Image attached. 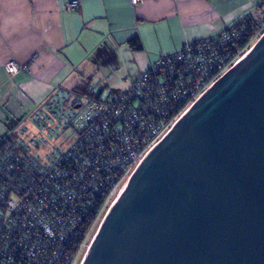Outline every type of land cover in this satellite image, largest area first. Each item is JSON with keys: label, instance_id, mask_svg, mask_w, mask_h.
<instances>
[{"label": "built area", "instance_id": "1", "mask_svg": "<svg viewBox=\"0 0 264 264\" xmlns=\"http://www.w3.org/2000/svg\"><path fill=\"white\" fill-rule=\"evenodd\" d=\"M142 1L129 0L133 8ZM257 20L256 9L161 56L116 98L103 99L94 85L54 87L0 144V264H74L109 197L253 47L244 39ZM5 66L9 76L19 72L13 61Z\"/></svg>", "mask_w": 264, "mask_h": 264}, {"label": "water", "instance_id": "2", "mask_svg": "<svg viewBox=\"0 0 264 264\" xmlns=\"http://www.w3.org/2000/svg\"><path fill=\"white\" fill-rule=\"evenodd\" d=\"M129 178L82 264H264V34Z\"/></svg>", "mask_w": 264, "mask_h": 264}, {"label": "crops", "instance_id": "3", "mask_svg": "<svg viewBox=\"0 0 264 264\" xmlns=\"http://www.w3.org/2000/svg\"><path fill=\"white\" fill-rule=\"evenodd\" d=\"M73 1L77 10L68 11ZM256 9L264 21V0H143L135 8L129 0H0V144L54 87L94 85L116 98L161 56ZM135 38L138 51L129 46Z\"/></svg>", "mask_w": 264, "mask_h": 264}, {"label": "rangeland", "instance_id": "4", "mask_svg": "<svg viewBox=\"0 0 264 264\" xmlns=\"http://www.w3.org/2000/svg\"><path fill=\"white\" fill-rule=\"evenodd\" d=\"M260 37L264 34V26L262 27V29L259 31ZM259 37V38H260ZM255 42V41H254ZM254 42L251 44V47L254 46ZM102 97H104L103 99H110L107 98V96L104 94ZM164 135V134H163ZM124 182L123 184L120 186V188H118L116 190V192L109 197V200L106 203V206L101 210V212L99 213L100 215L98 216V219L93 223V225L91 226V230L88 232L87 234V241L85 243V247L83 249H81L82 251L80 252V255L78 257H76V260L74 261V264H81V261L83 260V257H85L86 253L88 252L87 248L89 246V244L92 242V240L94 239V235L97 233L98 228L100 227L99 225L101 224L102 220L105 218V216L107 215L106 213L108 212L109 208L113 205L114 200L117 198V196L119 195L121 189L124 186Z\"/></svg>", "mask_w": 264, "mask_h": 264}, {"label": "trees", "instance_id": "5", "mask_svg": "<svg viewBox=\"0 0 264 264\" xmlns=\"http://www.w3.org/2000/svg\"><path fill=\"white\" fill-rule=\"evenodd\" d=\"M258 21V28H254V30H250L249 32H246V36L244 39V44L248 45V48L251 46L250 44H252L256 39H258L260 37L259 31L262 29V27L264 26V21L261 20H257ZM129 46L131 49L138 51L139 50V41L138 38L136 39H132L131 41H129ZM85 88V87H84ZM81 88V89H84ZM81 89L76 88V90L80 91ZM14 136H11L9 138H7L5 141H11L13 140ZM4 143V142H3Z\"/></svg>", "mask_w": 264, "mask_h": 264}, {"label": "bare ground", "instance_id": "6", "mask_svg": "<svg viewBox=\"0 0 264 264\" xmlns=\"http://www.w3.org/2000/svg\"><path fill=\"white\" fill-rule=\"evenodd\" d=\"M122 189H123V188H122ZM122 189H121L119 195L117 196V198L120 196L121 192L123 191ZM117 198L114 200V203H115V201L117 200ZM114 203H113V204H114ZM89 246H90V244H89ZM89 246H88V248H89ZM88 248H87V250H88ZM83 258H84V257H83ZM81 262H82V261H81ZM81 264H82V263H81Z\"/></svg>", "mask_w": 264, "mask_h": 264}]
</instances>
